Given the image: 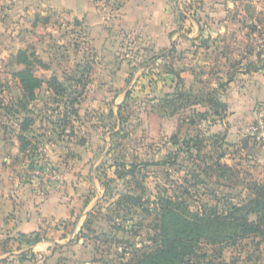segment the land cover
Masks as SVG:
<instances>
[{
    "label": "rangeland",
    "instance_id": "rangeland-1",
    "mask_svg": "<svg viewBox=\"0 0 264 264\" xmlns=\"http://www.w3.org/2000/svg\"><path fill=\"white\" fill-rule=\"evenodd\" d=\"M100 2L102 27L91 34L44 3L12 13L16 3H0V146L15 153L23 181L63 191L68 175L82 183L79 206L41 236L50 240L41 257L6 255L0 264H126L153 244L158 198L221 214L252 198L249 183H264V0H180V53L158 58L148 41L118 28L122 0ZM27 74L40 80L32 95L22 86L34 83ZM210 92L228 104L227 116L209 105ZM144 110L177 115L176 133L163 135L164 120L144 121ZM197 247L205 256L190 264H264L258 237H201Z\"/></svg>",
    "mask_w": 264,
    "mask_h": 264
},
{
    "label": "crops",
    "instance_id": "crops-1",
    "mask_svg": "<svg viewBox=\"0 0 264 264\" xmlns=\"http://www.w3.org/2000/svg\"><path fill=\"white\" fill-rule=\"evenodd\" d=\"M100 1L0 0V3H16V6L11 9V13L16 7L22 11L25 10L26 3H44V12L56 13V17L60 21H63L64 18L71 19L76 25L87 27L91 34V31L97 27L99 29L102 27L103 20L98 7ZM187 1L190 2V0ZM198 1L200 3H220L221 0ZM175 3H180V0H122L118 7V28L139 36L143 45H145V41H148L145 46L148 47L150 53H155L153 56L158 58L160 54L162 55L171 48L177 37L175 30L177 22L174 16ZM0 24H2L1 19ZM150 109H152L151 105ZM139 117L144 121L160 118L159 120H164V125L167 124V128L163 129L165 130L163 135L176 133L177 115L166 116L144 110ZM171 117L175 120V131L173 130L174 122L170 121ZM161 132L160 125L154 126V137H159ZM6 150L0 146V258L18 254L24 249H29L36 257H41V254L44 253L42 251L44 243L50 241L49 239L42 237L33 243H27L22 239L34 237L38 230L41 236H44L45 231H51L52 227L54 228L62 218L70 216V212L75 210L74 207L79 204L78 200L80 201V198L76 199L79 195L74 188L81 186L82 183L75 181L76 177L68 175V178L72 177V183H66V188L63 191V187L60 190L59 188L55 189L53 184L44 187V184H39L36 181H23L16 170L17 166L13 157L15 153ZM76 165L79 167V164L76 163ZM7 238L19 239L22 242L19 245L21 248L14 250L17 247L15 245L10 251H1V244ZM37 259L38 262L35 264L39 263V259ZM21 260L24 262L23 259Z\"/></svg>",
    "mask_w": 264,
    "mask_h": 264
},
{
    "label": "trees",
    "instance_id": "trees-1",
    "mask_svg": "<svg viewBox=\"0 0 264 264\" xmlns=\"http://www.w3.org/2000/svg\"><path fill=\"white\" fill-rule=\"evenodd\" d=\"M173 52L180 53L175 43L162 56L173 54ZM19 55H23V53L20 52ZM27 76L34 83L33 85L22 83L23 90L32 95L33 88L40 84V80L32 75L27 74ZM231 82H233V79L228 78L220 84V88L225 91V88ZM169 98V96L165 98L167 103H170ZM208 100L209 105L214 104L216 107H221L222 115L226 114L227 116L229 114L228 104L214 99L212 92L209 93ZM190 142H194V145L198 143L196 139ZM187 143H185L186 147ZM175 157L176 155H174ZM144 164L158 165L159 163L145 162ZM248 189L252 193V198L247 203L241 206H232L231 211L222 212L221 214L216 211L214 214L210 212V215H205V211H197L196 214L187 213L185 200L179 199L177 201L178 199L174 197L158 198L160 213L158 214L159 219L157 220L153 244L146 246L139 258L126 264H190L194 261L198 262L201 257L205 256V253L197 252L199 248L197 245L201 237L207 238L211 244H222L224 241L235 243L240 238L251 236L264 241V183L251 182ZM251 215H254V219L249 218ZM213 224H215V227ZM210 228L213 230L209 232L210 236H206L205 231ZM225 228L228 231L222 236L221 234L226 232ZM25 238L27 237L22 240H25ZM32 238L31 241H25L33 243L40 240L41 233L39 230ZM20 244L19 239L7 238L1 244V251H10L13 246L19 247ZM29 255H33L29 249L19 253L20 258L23 260H26ZM32 260L34 262V259ZM208 264L212 263L209 262Z\"/></svg>",
    "mask_w": 264,
    "mask_h": 264
},
{
    "label": "water",
    "instance_id": "water-1",
    "mask_svg": "<svg viewBox=\"0 0 264 264\" xmlns=\"http://www.w3.org/2000/svg\"><path fill=\"white\" fill-rule=\"evenodd\" d=\"M109 135H110V132H108V133L106 134V136H105L106 148H105L104 151L99 155V157H97V158L95 159V161H94V162L92 163V165H91V168H90V173H91V174L94 172V170H95L97 164L100 162V160L103 158V156L106 154V152L108 151V149H109V147H110V141H109V139H108ZM25 250H27V249H24V250H22V251H19V253H21V252H23V251H25ZM19 253H18V254H19Z\"/></svg>",
    "mask_w": 264,
    "mask_h": 264
}]
</instances>
